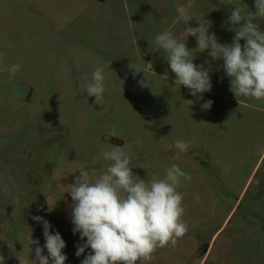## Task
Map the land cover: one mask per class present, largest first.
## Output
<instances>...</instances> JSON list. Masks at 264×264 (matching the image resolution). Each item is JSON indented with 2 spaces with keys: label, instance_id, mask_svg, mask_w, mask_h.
Here are the masks:
<instances>
[{
  "label": "rangeland",
  "instance_id": "374dc122",
  "mask_svg": "<svg viewBox=\"0 0 264 264\" xmlns=\"http://www.w3.org/2000/svg\"><path fill=\"white\" fill-rule=\"evenodd\" d=\"M232 4L257 11L255 0H0L4 264H35L29 237L41 247L45 238L33 216L60 233L65 264H81L91 249L75 254L83 242L73 234L68 185L103 150L137 139L129 155L141 179L162 178L172 164L192 177L179 189L188 231L150 264H264V104L234 95L223 60L199 52L178 11L193 17L189 26L201 23L219 43L231 44L239 27L228 19ZM259 26L264 31V20ZM165 30L209 71L212 88L202 100L175 84L154 43ZM132 62L144 72L134 75ZM16 63L21 69L10 77L3 69ZM97 66L105 75L102 104L85 92ZM207 100L213 104L202 110ZM113 126L120 138L108 137ZM177 139L190 143L187 153L168 147Z\"/></svg>",
  "mask_w": 264,
  "mask_h": 264
},
{
  "label": "clouds",
  "instance_id": "9594fccd",
  "mask_svg": "<svg viewBox=\"0 0 264 264\" xmlns=\"http://www.w3.org/2000/svg\"><path fill=\"white\" fill-rule=\"evenodd\" d=\"M232 5L234 8L228 19L233 26L239 27H235L231 44L219 43L201 23L199 27L189 26L193 17L182 8H178L179 19L184 22L187 37L196 38L199 52L207 51L213 61L223 60V69L230 78L234 95L264 104V31L259 26V21L264 20V0H255L257 11L254 13H244L241 6ZM241 40L245 41L243 46ZM154 43L165 54L171 72L175 74V84L186 87L192 96L202 100V94L212 88L211 76L208 70L198 67L193 58H189L191 54L186 42L165 30L155 36ZM129 67L134 75L143 71L141 65L133 62ZM20 69L21 65L16 63L3 70L14 77ZM84 78L87 79V75ZM104 81V68L97 66L85 88L97 104L103 101ZM238 101L239 104L242 102ZM212 104V100H207L201 108L209 110ZM107 135L120 138L115 126ZM132 143L140 141L137 139ZM132 143H124L122 147L111 145L103 150L93 157L92 166L81 167L74 182L68 185L66 192L72 200L73 234L79 233L83 242L77 245L75 254L79 257L86 249H91L81 264H150L159 249H174L188 231L183 219L184 193L179 189L184 181H191V175L172 164L164 169L162 178L153 174L148 180L141 179L132 170L129 155ZM168 147L187 153L191 145L177 139ZM100 160L107 163L96 171L95 166ZM195 199L199 202L200 197ZM32 219L43 225L45 238L41 247L39 240L29 237V246L35 245V264H65L68 258L62 250L66 244L60 233L50 232L51 225L44 217L33 216ZM45 248L47 255L43 254ZM0 264H4L3 255H0Z\"/></svg>",
  "mask_w": 264,
  "mask_h": 264
}]
</instances>
